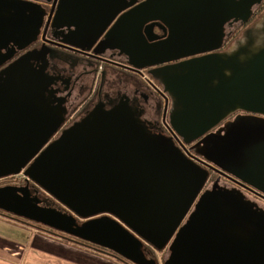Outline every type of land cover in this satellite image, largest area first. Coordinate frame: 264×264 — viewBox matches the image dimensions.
I'll use <instances>...</instances> for the list:
<instances>
[{"label": "water", "instance_id": "obj_1", "mask_svg": "<svg viewBox=\"0 0 264 264\" xmlns=\"http://www.w3.org/2000/svg\"><path fill=\"white\" fill-rule=\"evenodd\" d=\"M37 1L51 0H0V179L24 169L35 184L1 186L0 210L134 264H159L147 246L167 250L164 264H264V209L219 180L205 188L210 169L148 129L144 109L98 104L63 128L75 66L54 55L117 50L162 86L193 153L264 195V11L222 49L225 25L248 23L264 0H143L119 16H107L116 0H58L49 18L61 39L33 48L46 17Z\"/></svg>", "mask_w": 264, "mask_h": 264}, {"label": "flooded vegetation", "instance_id": "obj_2", "mask_svg": "<svg viewBox=\"0 0 264 264\" xmlns=\"http://www.w3.org/2000/svg\"><path fill=\"white\" fill-rule=\"evenodd\" d=\"M142 1L143 0H121V1L116 0L114 6L107 8V16L111 14L115 15L116 13H118L119 10L122 8L121 6L123 5L127 6L130 3H134V5H136ZM37 3L42 4V6L45 7L46 17L41 27V33L39 35L38 41L32 46L33 48L42 47L44 43L47 44L46 41L52 42L53 40H60L62 37L59 30L55 29L56 24L55 25L53 24V16L49 18V15L52 10L54 11V13L56 12L58 7V0H51L50 2L37 1ZM74 8L76 9V7ZM103 11L104 8H101L100 13L102 14ZM122 12L124 11L118 13V16L121 15ZM64 21L66 20L59 21V23H64ZM230 25L231 24L227 23L225 25L226 27L225 30L229 31L230 30L229 28L231 27ZM242 25L243 24L238 25L237 29L240 28ZM147 30L149 31V29ZM153 31L155 36H158L159 39L165 38L164 31L161 28H159L158 25L154 26ZM43 34L45 35L44 39L42 37ZM55 47L56 46H50L52 50L57 48ZM225 48L226 45L222 47V49ZM24 52L25 51L19 53V55H21ZM67 52L68 55L54 52V55H59L60 57L65 59V61H67L69 66L71 65L75 66L71 68V70L70 69L67 70L68 71L66 73L67 78L63 82L65 86H67V90L65 93H60L61 97L65 98L66 100L64 105L66 107V111L68 112L67 118L65 119V122L62 125L63 128L84 118L98 104H102L103 107H105L106 109H110L114 104L119 102L121 99H127L129 101L130 106H132L133 108L138 110L144 109V114L142 118L145 121L148 129L154 132H163L165 134V132L161 127V120H163V118H166L168 120V111L171 105L169 98L164 97L161 93L160 95L159 92L152 89L151 87L147 89L142 88V91L138 90L136 92V91H132V89H130L126 85L123 86L124 88L118 86V83L121 80V78L120 80H117L118 77L115 76L113 77V79L107 80L104 71H102L100 74H97V66L99 65V63L108 62L105 60L107 59L106 57H108L109 59H113L115 61L116 59L117 60L120 59L122 61L125 58L124 56L120 55L117 50L107 49L103 55L104 58H99V59L91 57L92 51L89 52L84 51L81 53L73 52V51H67ZM86 53H91V54L87 55ZM38 61L41 62V59L39 58ZM122 62L116 61L114 63L120 66L119 63ZM117 68L118 67L114 65V69ZM127 71H129L131 74L133 73L128 69ZM46 72L50 75L51 74L54 75L55 77H56L55 74L60 73V71L56 67H54L53 61L50 62L49 68L47 69ZM114 72L115 74H118L117 71ZM128 82H131V80L125 81V83ZM245 113L246 112L244 111H237L231 114L229 117L223 120L219 125H217L213 130L223 126L227 121L234 119L236 115L245 114ZM218 173L219 172H215V170L210 171L208 182L212 174L218 175ZM208 182L205 185V188L209 187ZM0 186H4V185H0ZM31 186L35 187V184L31 182ZM148 248L152 250L154 249L150 246H147L146 249L147 255L153 257L151 254V250H149Z\"/></svg>", "mask_w": 264, "mask_h": 264}, {"label": "rangeland", "instance_id": "obj_3", "mask_svg": "<svg viewBox=\"0 0 264 264\" xmlns=\"http://www.w3.org/2000/svg\"><path fill=\"white\" fill-rule=\"evenodd\" d=\"M257 7L258 6L255 5V6H253L252 9L255 11V9ZM260 14H258V15L260 16ZM230 26H231L229 28L230 30L229 31L226 30V33L232 32V35L230 36V38H228V42H227L226 47H228L236 38H238L240 36L242 30L245 28L244 27L241 30V32L237 33L236 36H234L235 33H236L235 30H237V27H238V23H234V24H232ZM106 58H108V57H106ZM125 59L126 58H124L122 61H124ZM113 61L114 62H116V61L117 62H122L120 59H118V60L116 59V61L115 60H113ZM119 64H121V65L124 64L125 65L124 62L119 63ZM114 65H116L118 68L117 69H114ZM121 65L119 66L117 64L110 63V62H101L97 66V74H98V72L100 70V66H102V71L105 69V71H108L109 72L108 79H113V77L117 76L118 77L117 80H120V78H121V80L118 83V86L123 87V86L126 85L130 89H132V91H136V92L138 90H142V86H146V88H149V83L150 82H154V84H157L158 85V83L151 78V76L147 73L146 70H141L140 74L135 73V72L132 71L133 73L131 74L129 71H127L126 68H124ZM111 71H117L118 74L111 75ZM144 76H148V79H145ZM123 77H124V81H123ZM125 80L126 81L132 80V81L131 82H128V83H125ZM160 87L162 88L161 85H160ZM217 178H218L219 183L221 185H224V186L229 187V188H232V187L238 188L229 179H227V177L221 176V178H220V177H218L217 174H212L211 175L210 181L208 183L209 184V187L212 186V184L214 183V181L217 180ZM21 181H22V179L20 177H16V176H13L12 175V176H8V177H5V178L0 179V185L6 186V185H13V184L14 185H25L26 184V183L23 184V182H21ZM40 196L42 198H46L48 196V194L45 193V192H40ZM0 214H2L3 217H6V218L10 219L13 222L12 223L13 225H19V226L22 225L23 228H26L29 231L38 232L39 234H44V236H46V234H48V235L54 237L60 243V245H59L60 248L58 250L59 253H62L63 254L64 253V247H68L69 246V248H71V250H70L71 251V254H70L71 255V258H75V259H78V260L81 259V260H79V262L80 261H83L84 263L87 262L88 264H134V263H132L130 261H127L126 259H124L123 257H121L120 255H118V254H116L114 252H111V251H109V250H107L105 248H102L100 246H97V245H94V244H91L89 242H85V241L82 240V244H85V246H84V245H82L80 243L81 242L80 240H78V241H80L78 243V241H76L77 239H71V237H68L67 236L68 234L65 235V233H62V232H59V231L57 232V234L54 233V232H48V231H46L47 229H43V228H46V227L43 226V225H41V224H38V225H40V226H38L37 223L34 224L35 222L32 223L31 221L25 220L23 218H22L23 220H21L18 217L8 215V213H6V212L3 213V211H1V210H0ZM2 224H4V223H3L2 220H0V225H2ZM13 225H11V228H19L18 226H13ZM1 227L2 226H0V228ZM29 231H27L28 234H30ZM64 235L67 236L68 238L67 237H64ZM45 247H47V246H45ZM74 250H76V251H83V250L89 251L92 256L89 255V257H87V255H81V253H79V252L74 253L75 252ZM149 250H151L156 255V259L158 260L159 264H164V260L167 257V251L166 250H162V251L152 250V249H149ZM94 256H97V257L95 258ZM83 258H85V259H83ZM90 258H91V260H90ZM33 259L34 258L29 257L28 258V262L31 263ZM61 264H68V263H61ZM71 264H74V263H71Z\"/></svg>", "mask_w": 264, "mask_h": 264}, {"label": "crops", "instance_id": "obj_4", "mask_svg": "<svg viewBox=\"0 0 264 264\" xmlns=\"http://www.w3.org/2000/svg\"><path fill=\"white\" fill-rule=\"evenodd\" d=\"M103 71L108 80L109 72L105 71V69ZM114 74L115 72L111 71V75ZM142 88L147 89L146 86H142ZM258 205L260 207L263 206L261 204ZM0 215V220L4 223L0 225L2 226L0 228V264H88L86 261V263L83 261H80V263L79 260L81 259L71 258V248H69V246L64 247L63 254L59 253L60 243L54 237L48 234L44 236V234L29 231L23 228L22 225H13L10 219L3 217L2 214ZM11 225L18 226L19 228H11ZM27 231H29L30 234H28ZM74 251V253L79 252L81 255H87V257H89V255L92 256L89 251ZM29 257L34 258L31 263L28 262ZM94 257L96 258L97 256Z\"/></svg>", "mask_w": 264, "mask_h": 264}, {"label": "built area", "instance_id": "obj_5", "mask_svg": "<svg viewBox=\"0 0 264 264\" xmlns=\"http://www.w3.org/2000/svg\"><path fill=\"white\" fill-rule=\"evenodd\" d=\"M101 72H102V66H100V70H99L98 74H100ZM144 78L148 79V76H144ZM149 87H151L152 89L156 90L159 93H163V89L160 87L159 84L157 85V84H154V82H150ZM161 127H162L163 131L165 132V134H167L174 141L176 146L182 151V153L187 158L191 159L192 161H194L198 165H200V166H202L208 170L210 169V171H214L211 168V167H213V165L211 163L206 161L203 157H200V156H198V155H196L190 151L189 145L184 144L182 138L173 130V128L169 124V121L166 118H163V120H161ZM215 172H217V171H215ZM218 175H219L218 177H220V178H221V176L227 177V179H229L234 185H236L239 188V190H241L249 199L257 202L258 204L264 205V195L262 193H260L259 191L253 189L252 187H250L246 184L241 183L240 181H234L232 178L226 176L225 174H222L220 171H219ZM13 176L20 177L22 179L21 182H23V184H25L26 182H29V178L24 174V169L20 173L13 175Z\"/></svg>", "mask_w": 264, "mask_h": 264}, {"label": "trees", "instance_id": "obj_6", "mask_svg": "<svg viewBox=\"0 0 264 264\" xmlns=\"http://www.w3.org/2000/svg\"><path fill=\"white\" fill-rule=\"evenodd\" d=\"M264 10V1L262 2V4H260L256 9H255V11H254V14H253V16L251 17V19L248 21V23H246V24H243L242 25V28L240 27L237 31H236V33H235V35L234 36H236V34L237 33H239V32H241V29H243L244 27H246L248 24H250L253 20H255L259 15L258 14H260L262 11ZM251 21V22H250ZM4 213V212H3ZM8 215H11V216H15V215H13V214H9L8 213ZM15 217H18V216H15ZM19 219H21V220H23L22 218H20V217H18ZM33 223V222H32ZM34 224H36V223H34ZM38 225V224H37ZM38 226H40V225H38ZM43 229H47L46 231H48V232H54V233H56L57 234V232L58 231H56V230H53V229H50V228H43ZM65 235H67V234H65ZM64 235V237H71V239H77L76 241H78V240H80V239H78V238H74V237H72V236H70V235H67V236H65ZM63 237V236H62ZM67 237V238H68ZM75 241V240H74ZM81 241V242H80ZM80 241H78V243L80 242L81 244H82V240H80ZM82 245H84L85 246V244H82ZM151 254H152V256L154 257V258H156V255L151 251Z\"/></svg>", "mask_w": 264, "mask_h": 264}, {"label": "bare ground", "instance_id": "obj_7", "mask_svg": "<svg viewBox=\"0 0 264 264\" xmlns=\"http://www.w3.org/2000/svg\"><path fill=\"white\" fill-rule=\"evenodd\" d=\"M250 22H251V21H250ZM241 28H242V26H241ZM238 29H239V28H238ZM238 29H237V30H238ZM237 30H235V31H237ZM241 30H242V29H241ZM232 38H233V37H232ZM165 135H167V134H165ZM167 136H168V135H167ZM168 137H169V136H168ZM182 140H183V139H182ZM183 142H184V140H183ZM184 144H186V145H190V144H187V143H185V142H184ZM190 146H191V145H190ZM190 146H189V149H190ZM190 151H191V150H190ZM191 152H192V151H191ZM194 154H195V153H194ZM153 249H154V248H153ZM154 250H156V249H154Z\"/></svg>", "mask_w": 264, "mask_h": 264}]
</instances>
